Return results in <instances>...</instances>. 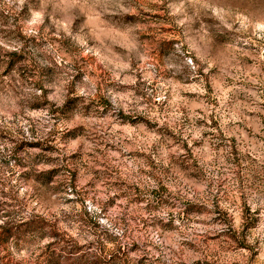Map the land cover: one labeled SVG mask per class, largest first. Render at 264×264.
<instances>
[{"label":"rangeland","instance_id":"obj_1","mask_svg":"<svg viewBox=\"0 0 264 264\" xmlns=\"http://www.w3.org/2000/svg\"><path fill=\"white\" fill-rule=\"evenodd\" d=\"M60 247L264 264V0H0V264Z\"/></svg>","mask_w":264,"mask_h":264},{"label":"trees","instance_id":"obj_2","mask_svg":"<svg viewBox=\"0 0 264 264\" xmlns=\"http://www.w3.org/2000/svg\"><path fill=\"white\" fill-rule=\"evenodd\" d=\"M44 220L41 221H35L32 223H27L26 226L29 227V231H34L39 228H44ZM52 235L49 236L51 239H57L58 236H56L57 233L55 227H53ZM74 247V246H73ZM121 250L119 247L112 249L111 251H107L106 253L101 252V254H98L96 252H92L90 254H86L84 256H88V259L90 262L86 264H123L122 260L119 259ZM123 253V251H122ZM79 250L78 249H70L66 250L65 247H60L58 250V253L54 252L51 253V255L47 258V260L44 262V264H81L80 261H82V258L84 256H78ZM123 256H127L126 253H124Z\"/></svg>","mask_w":264,"mask_h":264}]
</instances>
